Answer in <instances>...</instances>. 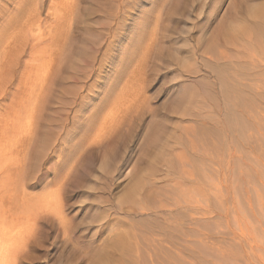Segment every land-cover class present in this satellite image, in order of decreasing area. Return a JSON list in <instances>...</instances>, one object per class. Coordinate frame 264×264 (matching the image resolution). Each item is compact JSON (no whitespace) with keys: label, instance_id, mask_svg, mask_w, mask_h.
<instances>
[{"label":"rangeland","instance_id":"374dc122","mask_svg":"<svg viewBox=\"0 0 264 264\" xmlns=\"http://www.w3.org/2000/svg\"><path fill=\"white\" fill-rule=\"evenodd\" d=\"M59 1L0 0L9 263L264 264V0Z\"/></svg>","mask_w":264,"mask_h":264},{"label":"bare ground","instance_id":"6f19581e","mask_svg":"<svg viewBox=\"0 0 264 264\" xmlns=\"http://www.w3.org/2000/svg\"><path fill=\"white\" fill-rule=\"evenodd\" d=\"M74 2H75V0H60L59 1V5H58V9L61 11L60 12V16L58 15V16H55L54 17V19H55V22L58 24V26L59 27H61L62 29H63V27L65 26V22H66V20H65V17H67V13L70 11V9L73 7V5H74ZM263 11V10H262ZM64 17V18H63ZM63 19L65 20V22H64V25H62L61 26V23H62V21H63ZM55 27V26H54ZM57 27V26H56ZM261 28V27H260ZM261 31H262V35L264 36V28L263 29H261ZM59 32V31H58ZM60 33V32H59ZM61 36H63V34H60ZM47 37V36H46ZM53 39H52V41H54V40H56V39H54V37H52ZM56 38V37H55ZM263 38V37H262ZM264 39V38H263ZM262 39V40H263ZM64 41V40H63ZM40 42V41H39ZM45 42V41H44ZM49 43V42H48ZM40 45H42V44H40ZM47 45V44H46ZM51 46V45H50ZM49 46V47H50ZM34 48V47H33ZM36 49V48H35ZM45 49H47V47L45 48ZM44 48H43V50H45ZM52 50V49H51ZM53 51V50H52ZM51 51V52H52ZM45 52H46V50H45ZM42 55V54H41ZM54 55H55V53H54ZM54 59V58H53ZM49 62V61H48ZM54 62V61H53ZM55 63V62H54ZM53 63V64H54ZM46 65L47 64H44V65H40L38 68H37V70H36V72L34 73V74H32L33 76H35L36 78H34L36 81H37V83H38V80L37 79H40L41 78V81L45 78V76H46V73H47V71H45V67H46ZM49 65H50V62H49ZM52 65V64H51ZM55 65V64H54ZM55 67V66H54ZM53 67V68H54ZM49 68H50V66H49ZM47 69V68H46ZM51 69V68H50ZM40 70H43L44 72V74L39 78H37V75H39V71ZM55 71V70H54ZM52 72V71H51ZM50 72V73H51ZM224 72V71H223ZM227 74V73H226ZM232 74V73H231ZM30 76V77H33V76ZM48 76H49V74H48ZM224 76V75H223ZM227 76H228V74H227ZM226 77V76H225ZM229 77V76H228ZM224 78V77H223ZM28 79V78H27ZM30 79V78H29ZM35 80H33V81H35ZM227 79H225V81H226ZM32 81V80H31ZM36 81L34 82V83H36ZM229 80H227V82H228ZM226 82V83H227ZM230 82V81H229ZM230 85H232V84H229V86ZM4 86V85H3ZM230 87H232V86H230ZM20 88V87H19ZM238 92V91H237ZM230 93V92H229ZM238 103V102H237ZM114 109V108H113ZM42 110V109H41ZM40 111V110H39ZM117 112V111H116ZM235 112V111H234ZM240 113V112H239ZM238 113V115H241V114H239ZM42 114V113H41ZM238 115H236L237 117H238ZM232 116H233V114H232ZM235 116V115H234ZM35 117V116H34ZM40 117V116H39ZM107 118V117H106ZM234 118V117H233ZM104 119L105 118H103V121H101V123H100V128L102 129L103 128V130L106 128V126H108L107 124H108V122L110 121H108L107 119L104 121ZM110 119V118H109ZM243 119H244V117H243ZM242 119V117H238L235 121H237L238 123L237 124H239V126L240 127H243L244 125H246L247 123L244 121ZM233 120V119H232ZM231 120V121H232ZM48 121V120H47ZM235 121L233 120V122L235 123ZM233 123V124H234ZM232 125V124H231ZM249 124H247V126H248ZM251 125V124H250ZM227 126H228V124H227ZM235 126V125H234ZM238 125H237V127H239ZM46 127V126H45ZM40 128V127H39ZM93 128H94V126H93ZM100 129V130H101ZM162 130V129H161ZM217 131V130H216ZM38 132V131H37ZM101 132V131H100ZM104 132V131H103ZM103 132H102V134H103ZM240 132H241V129H240ZM4 133V132H3ZM239 133V132H238ZM100 134V133H99ZM6 136V135H5ZM242 136V135H241ZM8 137V136H7ZM219 137V136H218ZM2 138H6V137H2ZM41 138V137H40ZM97 138V139H96ZM101 138H103V135H102V137H101V134L100 135H96L95 136V138L94 139H90L89 141H87V145L88 146H90V145H92V144H94V143H96V144H99L98 142L101 140ZM2 140H4V139H2ZM14 140V139H13ZM81 140V139H80ZM98 140V141H97ZM248 140V139H247ZM0 141H1V139H0ZM5 141V140H4ZM97 141V142H96ZM8 142H9V144H11L12 143V146L13 145H15L17 142L16 141H11V139H8ZM79 143H81V142H79ZM3 143L2 142H0V145H2ZM9 144H5L6 146H8ZM4 145V146H5ZM5 146V147H6ZM10 147V146H9ZM8 147V148H9ZM14 147V146H13ZM83 147V146H82ZM86 147V145L83 147V149ZM15 149H16V147H15ZM3 150V149H2ZM4 150H5V148H4ZM165 150V149H164ZM0 151H1V149H0ZM19 151V150H18ZM163 151V150H162ZM6 152L7 151H5V153H2V152H0L1 154H6ZM18 153V152H17ZM11 156V155H10ZM169 155H167L166 157H168ZM14 157V156H13ZM16 157V156H15ZM15 157H14V159H15ZM162 158V157H161ZM4 159V158H3ZM164 159V158H163ZM18 160V159H17ZM20 160V159H19ZM6 161H7V159H6ZM2 161H0V163H1ZM17 163V162H16ZM5 164V163H4ZM21 164V163H20ZM2 165V164H1ZM6 165V164H5ZM261 165V164H260ZM13 166V165H12ZM3 167H4V165H3ZM11 167V166H10ZM14 167V166H13ZM16 167H18V166H16ZM22 167V166H21ZM20 168V167H19ZM6 169V168H5ZM21 169V168H20ZM248 169V168H247ZM16 171H17V169H16ZM254 171V170H253ZM12 171H10V173H11ZM205 172V171H204ZM245 172V171H244ZM258 172V171H257ZM13 173V172H12ZM15 173V172H14ZM16 174V173H15ZM245 174H247V173H245ZM252 174V173H251ZM21 175V174H20ZM260 175H261V173H260ZM259 175V176H260ZM6 176V175H5ZM7 177V176H6ZM13 179H14V177H12ZM247 178V177H246ZM3 179V178H2ZM12 180V179H11ZM5 181V180H4ZM3 181V182H4ZM256 181V180H255ZM142 182V181H141ZM248 181H246V183H247ZM146 183V182H145ZM1 185V187H2V184H0ZM12 187V186H11ZM254 187V186H253ZM3 188V187H2ZM13 188V187H12ZM10 189V188H9ZM245 189V188H244ZM258 189V188H257ZM7 190H8V187H7ZM243 190V189H242ZM253 190H255V189H253ZM0 191H1V188H0ZM11 191V190H10ZM3 192V191H2ZM254 192V191H253ZM258 192V191H257ZM6 193V192H5ZM12 193V192H11ZM0 195H1V192H0ZM13 195V194H12ZM12 195H11V197H12ZM2 196V195H1ZM0 196V197H1ZM3 196H5L4 194H3ZM7 196H9L8 195V191H7ZM255 196V195H254ZM6 197V196H5ZM261 197V196H260ZM7 198V197H6ZM1 199V198H0ZM13 199V198H12ZM262 199H263V197H262ZM2 200V199H1ZM7 200V199H6ZM242 200V199H241ZM2 201H4V200H2ZM240 201V200H239ZM9 202H10V200H9ZM259 202V201H258ZM257 202V203H258ZM0 203L1 204H3L1 201H0ZM5 203V202H4ZM242 203V202H241ZM2 206V205H1ZM0 206V211L2 210V207L4 206V204H3V206L1 207ZM12 206V205H11ZM10 206V207H11ZM7 207H9V206H7ZM6 207V205H5V208H7ZM13 207V206H12ZM19 208V207H18ZM5 210V209H4ZM4 210H2V212L4 211ZM24 210V209H23ZM6 213H7V211H6ZM20 213V212H19ZM3 215V214H2ZM1 215V216H2ZM9 215H11V214H9ZM20 215V214H19ZM29 215H31V214H29ZM4 217H7L8 218V216L6 215H3ZM14 216V215H13ZM16 217V216H15ZM13 218V217H12ZM17 218V217H16ZM21 218V217H20ZM24 218V217H23ZM6 219V218H5ZM9 219V218H8ZM8 219H6V220H8ZM2 220H4L3 219V217H1L0 218V264H10L9 262L10 261H8L9 259H7V256L10 254L9 252L13 249V248H15V249H19L21 246H22V244H23V246H24V243H21V246H20V244H19V242L17 241V240H15V241H17L18 243H15V241H14V243H13V241H12V243L11 242H8L9 240H8V238H6V233H7V229H6V225L7 224H5V222H3ZM6 220H4V221H6ZM21 220V219H20ZM7 223V222H6ZM5 224V225H4ZM12 225V224H11ZM8 226H10V225H8ZM17 226V225H16ZM27 226V225H26ZM24 227V226H23ZM8 228V227H7ZM20 229V228H19ZM10 230V229H9ZM12 230V229H11ZM10 230V231H11ZM14 230V229H13ZM31 232V231H30ZM34 232V231H33ZM32 234V233H31ZM34 235V234H33ZM16 237V236H15ZM29 237V236H28ZM13 238V237H12ZM23 239H24V237H22ZM21 238V239H22ZM31 238V237H30ZM8 241H7V240ZM9 239H11V238H9ZM20 239V240H21ZM27 239V238H26ZM124 239V238H123ZM19 240V239H18ZM11 241V240H10ZM23 242L25 241V240H22ZM22 241H20V242H22ZM130 242H131V240H130ZM22 246V247H23ZM26 246V245H25ZM21 247V248H22ZM136 247V246H135ZM25 248V247H24ZM123 249V248H122ZM23 250V252L25 251V249H22ZM21 250V251H22ZM16 251V250H15ZM18 251V250H17ZM22 252V253H23ZM121 252H123V251H121ZM125 252V251H124ZM128 252V251H127ZM16 253V252H15ZM130 255H131V253H129ZM11 255V254H10ZM15 255H17V253L15 254ZM18 256H19V254H18ZM125 256V255H124ZM127 256V255H126ZM125 256V257H126ZM135 256V255H134ZM10 257V256H9ZM8 257V258H9ZM13 257H14V255H13ZM133 257V256H132ZM16 260H17V256H16V258H15ZM134 259V258H133ZM136 261V260H135ZM13 262H14V260H13ZM12 262V263H13ZM11 263V264H12Z\"/></svg>","mask_w":264,"mask_h":264}]
</instances>
